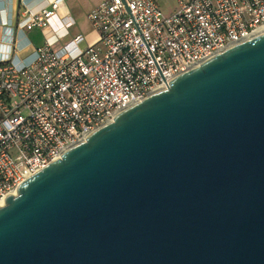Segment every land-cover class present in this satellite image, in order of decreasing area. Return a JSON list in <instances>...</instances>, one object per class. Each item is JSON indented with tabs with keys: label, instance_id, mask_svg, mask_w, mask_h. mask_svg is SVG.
Here are the masks:
<instances>
[{
	"label": "water",
	"instance_id": "95a60500",
	"mask_svg": "<svg viewBox=\"0 0 264 264\" xmlns=\"http://www.w3.org/2000/svg\"><path fill=\"white\" fill-rule=\"evenodd\" d=\"M119 112L0 206V264H264V32Z\"/></svg>",
	"mask_w": 264,
	"mask_h": 264
},
{
	"label": "built area",
	"instance_id": "2783aa9c",
	"mask_svg": "<svg viewBox=\"0 0 264 264\" xmlns=\"http://www.w3.org/2000/svg\"><path fill=\"white\" fill-rule=\"evenodd\" d=\"M60 2L22 14L17 28H69ZM86 17L97 38L85 48L76 35L59 49L37 47L30 62L0 61L2 201L119 112L264 32V0H177L170 13L155 0H102Z\"/></svg>",
	"mask_w": 264,
	"mask_h": 264
},
{
	"label": "crops",
	"instance_id": "0c3cea01",
	"mask_svg": "<svg viewBox=\"0 0 264 264\" xmlns=\"http://www.w3.org/2000/svg\"><path fill=\"white\" fill-rule=\"evenodd\" d=\"M53 1L55 0H0V61L13 58L21 63H27L33 59L36 48L44 43L47 42L59 49L70 40L65 43L61 42V36H56L51 27H34L26 30L18 29L16 26V21L22 14L34 13L41 8H49ZM101 1L61 0L56 10V16L59 18L68 17L73 22L72 26L69 27L71 28L76 24L75 17L77 15L84 13L87 16V13ZM56 21L55 17L51 20V24L54 26ZM65 31L66 29L63 31V36ZM77 35L84 37V41L79 45L81 49L93 43L97 38V33L92 26L86 34Z\"/></svg>",
	"mask_w": 264,
	"mask_h": 264
},
{
	"label": "rangeland",
	"instance_id": "374dc122",
	"mask_svg": "<svg viewBox=\"0 0 264 264\" xmlns=\"http://www.w3.org/2000/svg\"><path fill=\"white\" fill-rule=\"evenodd\" d=\"M155 1L158 3V5L160 6V8L164 13H170L175 9L177 0H155ZM75 19H76V24L69 29L66 28L65 31L66 33L64 36H63V31L65 29H62V31H58L57 33L55 32L56 36H61L60 37L61 42L65 43L67 40L73 38L77 34H86V32L91 29L90 22L88 21L84 13H80L75 17Z\"/></svg>",
	"mask_w": 264,
	"mask_h": 264
},
{
	"label": "bare ground",
	"instance_id": "6f19581e",
	"mask_svg": "<svg viewBox=\"0 0 264 264\" xmlns=\"http://www.w3.org/2000/svg\"><path fill=\"white\" fill-rule=\"evenodd\" d=\"M262 31H264V27L262 29H260V32H262ZM2 205H3V201L0 200V206H2Z\"/></svg>",
	"mask_w": 264,
	"mask_h": 264
}]
</instances>
